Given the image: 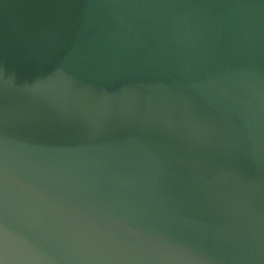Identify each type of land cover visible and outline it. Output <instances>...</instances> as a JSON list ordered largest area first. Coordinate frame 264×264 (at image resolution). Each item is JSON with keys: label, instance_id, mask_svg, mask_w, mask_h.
Returning <instances> with one entry per match:
<instances>
[{"label": "clouds", "instance_id": "clouds-1", "mask_svg": "<svg viewBox=\"0 0 264 264\" xmlns=\"http://www.w3.org/2000/svg\"><path fill=\"white\" fill-rule=\"evenodd\" d=\"M42 87L0 72V264H264V0H97Z\"/></svg>", "mask_w": 264, "mask_h": 264}, {"label": "water", "instance_id": "water-1", "mask_svg": "<svg viewBox=\"0 0 264 264\" xmlns=\"http://www.w3.org/2000/svg\"><path fill=\"white\" fill-rule=\"evenodd\" d=\"M97 0H0V72L19 90L37 89L54 76L40 69L70 56L77 36L105 48L121 27L117 17L89 14ZM258 3V0H257Z\"/></svg>", "mask_w": 264, "mask_h": 264}]
</instances>
